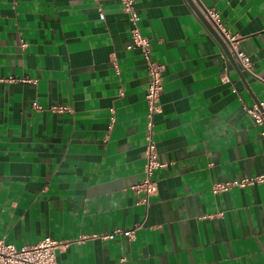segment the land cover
<instances>
[{
	"label": "crops",
	"instance_id": "0c3cea01",
	"mask_svg": "<svg viewBox=\"0 0 264 264\" xmlns=\"http://www.w3.org/2000/svg\"><path fill=\"white\" fill-rule=\"evenodd\" d=\"M205 8L264 77V0H137L165 65L153 137L167 165L147 205L132 187L145 177L150 77L121 1L0 0V240L51 237L61 264H264V182L212 190L264 175L262 127L245 109L264 83L230 60ZM137 224L134 239L100 237Z\"/></svg>",
	"mask_w": 264,
	"mask_h": 264
},
{
	"label": "built area",
	"instance_id": "2783aa9c",
	"mask_svg": "<svg viewBox=\"0 0 264 264\" xmlns=\"http://www.w3.org/2000/svg\"><path fill=\"white\" fill-rule=\"evenodd\" d=\"M124 10L129 14L131 21L132 43L128 48H139L146 60L148 74L150 77L149 85L146 91V100L148 103V122H147V145H146V169L144 179L132 189L138 194V203L149 204L151 196L159 191L158 180L155 178L157 170L164 168L167 164L160 158L157 144L154 140V117L160 109V97L164 91L165 65L156 61L152 57L151 41L148 36L143 34L139 21L140 16L137 11V0H120ZM203 16L219 34L222 41L226 44L230 53L235 57L241 68L261 80L264 83V77L256 72L255 64L248 51L243 47V38L238 34H233L224 23L220 12L216 8H205L202 11ZM100 17L104 19V14ZM22 42V47H26ZM117 66V64H115ZM229 80L227 75L224 81ZM36 109H42V106L34 102ZM246 111L254 120L255 125L261 126V135L264 137V99L259 100L252 106H245ZM54 112H72V107L68 105H59L51 107ZM116 120L115 110L111 109L110 126ZM256 182H264V175L253 178H244L242 180L220 181L213 185V192L219 193L228 191L234 187H244ZM141 227L137 224L130 229H117L109 234H102L103 239H113L117 234H123L130 239L135 238L136 231ZM62 246V242L51 237H46L33 245L17 247L15 244H9L5 240H0V264H61L57 260V250Z\"/></svg>",
	"mask_w": 264,
	"mask_h": 264
},
{
	"label": "water",
	"instance_id": "95a60500",
	"mask_svg": "<svg viewBox=\"0 0 264 264\" xmlns=\"http://www.w3.org/2000/svg\"><path fill=\"white\" fill-rule=\"evenodd\" d=\"M192 4V3H191ZM193 7H195L193 4H192ZM198 12V11H197ZM199 16L204 20V22L207 24V26L209 27V29L211 30V32L214 34V36L220 41V43L224 46L225 50L227 51L228 55L230 56V60L232 62H235V59L233 57V55L230 53L229 49L227 48L226 44L222 41V39L220 38L219 34L212 28V26L209 24V22L205 19L204 16L200 15L199 13ZM237 69L239 70L240 74H241V69H239V67H237ZM243 76V74L241 75Z\"/></svg>",
	"mask_w": 264,
	"mask_h": 264
}]
</instances>
